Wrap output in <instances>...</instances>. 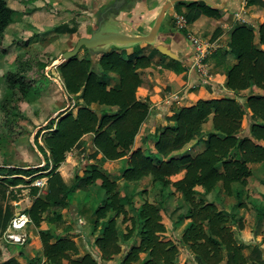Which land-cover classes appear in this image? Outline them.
I'll list each match as a JSON object with an SVG mask.
<instances>
[{"label": "trees", "instance_id": "1", "mask_svg": "<svg viewBox=\"0 0 264 264\" xmlns=\"http://www.w3.org/2000/svg\"><path fill=\"white\" fill-rule=\"evenodd\" d=\"M250 4L257 2L252 0ZM183 7L187 10L184 15L188 24L201 16H221L217 6L205 1L191 0L174 5L179 13ZM15 14L8 0H0V52L6 30L15 22ZM132 45L134 50L130 54L125 50L102 53L96 63L97 71L93 50L85 49L89 57L78 55L61 63L57 71L67 93L77 100V112L67 110L59 114L49 121L44 134H36L35 145L44 156V166L0 165L2 187L31 185L38 178H48L45 198L38 196L39 187L31 186L34 202L28 214L37 228L46 221L45 215L50 209L65 206L76 190L87 191L100 181L105 194L92 218L93 234L103 225L92 245V253L82 255L68 233L40 231L44 260L33 258L29 264H104L122 254L121 243L135 236L139 242L125 251L121 264H251L245 250L252 248V258L261 259L252 261L263 263L258 247L240 243L239 231L230 224L233 220L234 225H240V220L219 209L215 202L209 201L208 195L221 190L232 196L235 184H248L251 166L264 162V22L257 29L239 24L230 35L229 49L238 60L226 72L225 86L230 93L223 98L200 99L166 116L167 124L158 131L155 151L150 153L134 146L152 111L150 98L140 99L137 92L143 84L142 70L152 66L153 56L145 48H138V44ZM167 59V69L177 74L186 71L184 63ZM5 80L10 91L17 90L26 100L33 101L34 95L39 93L23 74L9 73ZM249 89L259 93H252L241 102L239 93ZM93 105L99 110L93 109ZM246 120L248 126L244 128ZM209 121L212 131L205 132L204 125ZM86 135L92 136L94 147L88 158L96 161L86 164L83 175H76L73 185H68L59 169L69 153L86 145ZM194 140H203V149L198 153L184 152ZM99 156L103 162L126 159L127 166L121 175L125 182L151 178L152 184L159 183L164 190L170 188L172 195H180L188 205L187 212L177 217V222L189 221L182 236L188 252L185 263L178 261L180 249L167 236L163 217L165 201H146L138 208L137 215L129 216L126 206L131 200L123 202L115 180L117 176L100 169ZM180 174L183 176L175 180ZM121 216L122 223L129 221L132 226H127L126 233L120 236L118 218ZM55 217L56 222L52 219L50 222L63 223L61 215ZM13 263L9 260L3 264Z\"/></svg>", "mask_w": 264, "mask_h": 264}, {"label": "crops", "instance_id": "2", "mask_svg": "<svg viewBox=\"0 0 264 264\" xmlns=\"http://www.w3.org/2000/svg\"><path fill=\"white\" fill-rule=\"evenodd\" d=\"M92 1L93 0H38L37 2H35V7L36 9H38V14L42 15L40 17L43 18V20L41 19L40 22H36V21H39L40 17L37 18L35 16L36 21H34L33 23L29 21V18H28L27 22H30L31 24L27 23V28L29 27L31 31L25 30L26 28H21V29L17 28L16 31L14 29L13 30L16 34L21 33L25 37L32 38L34 40L32 44H35V42L37 41L40 42L46 39L48 37L47 35H50L54 37L55 39H57L55 43H58L61 40L60 35L57 34L56 32L57 29H53V28L56 25H58L60 22L64 23L63 25L69 23L71 18L69 19L68 16L71 17L72 14H76V12L72 13L73 11H75V9L81 10L79 6L83 4L85 8V5H90ZM115 1L117 0H106V2L105 1L103 2L102 0L103 4L101 5L99 3L97 5V8L94 11L95 14H98L97 12L102 9L103 5H104L103 12H104V10L110 5H112ZM164 1L166 3L169 0L168 1L164 0ZM195 1H205V0H195ZM205 2H207L208 4H211L212 6H217L221 10V16L220 18H210L206 16H201L197 21L191 24V30L195 34L199 33L201 35H205L206 37L203 40L208 41L210 44L214 45V51L206 59L204 76L200 75L199 73L201 72L198 71L196 67L194 66V63L196 60L195 47L191 45L189 41H187L186 38H184L179 33L175 32L171 28L170 24H168V16L172 15V13L174 12L173 10L175 9L174 6L165 15V18L160 28V32L157 36V39H160L162 41L160 42V44L170 47V49L173 52H175L179 57L184 59L183 63L185 64L187 71L183 74H177L173 70L167 69L165 67L166 62H164L163 60L167 58L160 56L159 55L160 53H156L153 56V63L151 67L145 70H142L143 84L139 88L137 92V96L140 99H145L149 97L152 102V109H151L152 111L148 118L149 121L147 120L148 124H146V128L148 131H150L149 130L150 128L155 129L156 127L165 126L166 125V123L164 122L165 117L172 116L175 113L174 108H177V106L179 107V105H182L183 107H187V106H190L191 104H194L200 99L207 100V99H214V98H223L225 95L230 93V91L226 88L225 83L227 80V76H226L227 70L238 62L237 58L230 52V49H229L230 35L232 31L234 30V28L240 23V19L236 16V14L238 12L240 13V11H243V13L247 15L248 12L252 11L250 13L251 14L250 17L252 19L258 18L260 14H264V7L260 5L259 6L253 5L249 7L248 10H246L245 3L244 2L242 3V0H211V1H205ZM152 3L153 2H151L150 0H126V3L123 4L122 7L118 11H114L108 14V15H114L118 18H121V21L123 22L121 29L118 31L104 30L103 26L106 23L107 21L106 20L102 24L101 30L104 32H117L121 34L131 35L128 32V30L130 29V27H134L137 23H140L141 25L148 24V27H150L152 23L155 24L158 14L162 8V7L159 8L158 6H155ZM47 5H51L55 7L54 11L44 13L43 10L45 6ZM60 8L61 9L64 8V10H66L67 13L65 11H61L59 13L60 15L57 16L58 14L57 12L59 11ZM183 9L186 10L185 8ZM20 11L21 13L22 12L29 13V10H26V9L20 10ZM103 12L100 14L101 19H102ZM86 13H88V11L81 10V14L78 13L80 16L76 17V22L79 24L78 30L77 29L75 30L72 25L70 26L71 27L70 30L72 31L70 32L69 30V33L72 34L71 38H68L66 42H64L66 45H68V48H67L68 50H70V48L72 50V47L74 45L76 46L78 40H80L81 38H90V36L88 35V25H86L85 24L86 22L84 21V19L87 16ZM31 14L34 15L36 13L31 12ZM108 15H106V19ZM26 17L28 16L26 15ZM56 17L59 18L58 19L59 21L54 24L55 22L54 19ZM165 21H167V25L165 26V29L162 30L164 27ZM263 22H264V17H263V20L260 21V23H263ZM99 23H98V26H99ZM98 26L94 30H96ZM135 27H137V25ZM51 33H54V34L51 35ZM145 35H140V36H145ZM131 36H138V35H131ZM40 37H43L42 40H40ZM52 37H50L49 39H53ZM195 37H198V36L196 35ZM49 39L47 38V40ZM44 42L47 43V41H44ZM156 45L158 44H155V48H156ZM44 46L47 47V48H44V50L46 51L49 48L48 47L49 45L44 44ZM55 50L57 51V49ZM52 54H53V51H52ZM6 56H9L8 58L9 64L12 66H15L16 71L13 74H23L30 80V76L26 75L25 70L22 71V69H20L21 67L17 68L16 67L17 63H14V65L12 64V60H11L12 55L8 54ZM2 57L0 56V58ZM160 57H163V58H160ZM21 63L23 64V62ZM52 67L56 68L54 66ZM46 73L48 74V70L46 71ZM252 91L253 89L252 90L249 89V90L242 91L241 93H246V96L244 97L245 99L247 96L251 95L252 93H259V91L256 89H255V92H252ZM65 93L67 97H71L72 99V96L67 93L66 89H65ZM180 93H181V101H178L176 97H178ZM239 100H240V94H239ZM65 109L66 108L64 109L60 108L59 111H63ZM206 126L208 128L205 129L204 127L205 132L212 131L211 121L207 123ZM247 126H248V122H247ZM87 138H91L92 140L91 135H86L84 137V140H86ZM195 145H197L196 148H195ZM203 146L201 147V143L199 142V140H194L190 144H188L183 149V151L184 152L188 151L191 153H198L203 149ZM98 159H101V156H99ZM123 161L124 159L112 161V162H105L104 167L108 169L109 165H111L112 163H119V164L122 163L123 164L124 163ZM251 168H252V176L249 178L248 184L246 186L235 184L233 186V191H234L233 195L227 196L228 197L227 205H229V207L223 206L221 208L220 204L222 202L220 199L216 198L215 195L209 194L208 199L211 202H215V204L217 205L219 209H222L226 213L234 216L236 220H240V225L239 224L233 225V229L239 231L238 234L240 237V243L245 244V245L251 244L255 246V248L258 247L260 251H262V260H264V162L259 163V164H253ZM68 169H70L69 162L63 163V165L59 169L64 179H66V176L69 175L70 170ZM114 174H117V173H114ZM182 176L183 174L176 176L177 177L176 180L180 179ZM73 183H74V180L72 181L71 184H68V183L67 184L73 185ZM96 184L98 185V188H99L101 185V182L99 181V183H96ZM134 184L135 183H133V185ZM154 185L158 186L160 184L155 183ZM37 187L39 186L37 185ZM89 188L91 189L92 187H89ZM131 189H132V192L128 199L131 200L132 204L131 202H129L130 203V205L128 203L129 206L137 208V207H140L146 201L150 203H155L152 200H150L151 194L146 196L147 193H145L144 196L139 195L137 197L135 196L137 192L136 193L134 192L135 187L132 186ZM198 189H201V188H198ZM137 191L139 190L137 189ZM81 192L83 191L76 190L75 192L71 194L70 198L68 199V202L72 203L71 204L73 205L72 207H75V206L79 207V205H82L84 203L85 200H81ZM164 193L166 196H165V199L163 200H165V204L169 202L167 205L168 207L173 205L172 202H170V200L172 201L173 199L177 200L178 203L183 205V211L179 212L177 214L178 216L181 213L187 212L188 205L182 200L180 195L178 194L172 195V190L170 188H168L166 192ZM168 193L171 196H169ZM95 196H96V199H94V202L96 201V203L99 204L102 200V198L100 197L102 196V193L97 192ZM144 197L145 199L142 200V198ZM42 198H45V197L42 196ZM33 202H34V199L32 203L27 207V210L24 212H28V210L32 207ZM132 210H129L131 213V216H133V214L135 213V210L133 211ZM60 213L63 214L62 211ZM79 214L80 212L77 210H76V213L72 212L71 216L73 220H74V216L76 215L78 218H81L80 220L82 222L87 223V221L82 220V217ZM63 215L64 216H63L62 224L56 225L55 223L49 222L50 223L49 227L51 229H54L53 232H58L60 234H65V233L70 234L71 238H73L78 243L79 246H80L79 238L81 236L79 237L78 234L82 233V236L85 238L87 242L86 248L89 249V245L90 246L93 245L95 238L97 237L95 236V233L93 236V233L91 231L92 228L88 227L90 229L89 234H88V232H85V228H83L81 224L75 223V225L73 226V221L71 219H68L65 213ZM45 222H43L42 223L43 225H41L39 228H37L33 224H29L30 230L28 233L30 235H29L28 243L25 246L19 245V244H12V245H9V247L0 246V249H1L0 264H3L9 260H12L16 264H28L27 263L28 259L30 257H34L35 252L38 253L39 256L41 257L42 256V244L38 236V232L47 231L48 226ZM164 223L167 228V236L171 238V232H172L176 236L177 238L176 243L179 246V244H181L180 242L182 241V236L184 234L185 229L187 228L189 224V221L186 219H182L181 221L177 222V218H176L175 223L173 220L168 221L167 223L164 221ZM121 224H122L121 227L120 226L118 227V232L120 236L126 233V228L128 225H130V222L127 221ZM75 226H77L78 228L77 230ZM238 226L239 228L240 226L242 227L240 229H237ZM32 227L34 228V230ZM135 242H139V238L137 236H135L130 241L122 242L121 244L123 248V253L120 255L114 256V258L111 261L105 262L104 264H121L123 261V256H124L125 251L129 249L127 247L129 245H132ZM186 248L187 247L184 244L183 246L179 247L180 253H179L178 261L180 263H185L188 260V252L187 250H185ZM142 258L144 259L145 255H142ZM15 259L17 262H15Z\"/></svg>", "mask_w": 264, "mask_h": 264}, {"label": "rangeland", "instance_id": "3", "mask_svg": "<svg viewBox=\"0 0 264 264\" xmlns=\"http://www.w3.org/2000/svg\"><path fill=\"white\" fill-rule=\"evenodd\" d=\"M37 1L38 0H8L9 6L16 11L15 22L14 24L10 25L7 28L5 37L1 45L2 46L1 50L2 51L6 50V52L5 53L2 51L0 52L1 53L0 56L1 57L3 56L2 58H0V165H5L8 167L19 166V167L25 168V167L44 166V156L38 151L35 145L36 134L38 132H42V134H44L46 130H43V129L47 126V124L49 123L51 119L56 118L59 114L67 110H72L74 113L77 112L78 106L77 105L75 106V103L77 102V100L75 98L70 99L71 97H67L65 93V88L63 85L64 84L63 80L59 72L57 71V67L60 65L59 59L63 53L71 50V48L70 50L67 49L68 45H66L64 42H66L68 38H71L72 34L69 33V30L71 29L70 27L71 25L73 26L75 30L76 29L78 30L79 24L76 22V17L80 16L79 14H81V10L88 11V13H86L87 16L84 19V21L86 22L85 24L88 25V35L91 36L92 31L98 26V23L101 21L100 14L103 12L104 5L102 6V9L97 12L98 14H95L94 11L97 8V5L99 3L102 5L104 1L106 2V0H103V2L102 0H93L90 5H85V8H84V5L82 4L81 6H79L81 10L75 9V11L72 12V13L76 12L77 15L72 14L71 17L68 16L69 19L71 18L69 23L65 25H63L64 23L62 22H60L59 24L57 23L58 25H56L53 29H57L56 32L58 35H60V39H61L60 42L55 43L57 39H55L54 37L50 35H47L48 39L50 37H52L53 39L47 40L46 38L42 40L43 37H40V40L42 41L40 42L37 41L35 42V44H32L34 42L32 38L25 37L21 33L16 34L14 30L16 31L17 28L19 29L26 28L25 30L31 31L29 27L27 28V23L31 24L30 22H27L28 18H29V21L34 23V21H36L35 16L37 18L42 16L38 14V9H36L35 7V2ZM150 1L153 2L152 4H154L155 6H158L159 8L162 7V5L165 3L164 0H150ZM205 1H211V0H205ZM251 1L252 0H242V3L243 2L245 3L246 10H248L249 7L254 5V4L253 5L250 4ZM255 2H257V4L255 5H258V6L261 3L264 4V0H255ZM54 8L55 7L51 5H47L45 6L43 11L44 13L50 12V11L53 12ZM183 8H181L182 13H179L177 12L176 9H173L174 12L172 13V15L168 16V24H170L171 28L175 32L182 35L184 38L187 39V41H189L191 45L194 46L192 38L205 39L206 36L201 35L199 33L195 34L191 30V24H188V28H183L175 23L176 16L186 14L187 10H184ZM24 9L29 10V13H23V12L21 13L20 10H24ZM61 11H65L67 13V11L64 10V8L63 9L60 8L59 11L57 12L58 13L57 16L60 15L59 13ZM31 12L32 13L34 12L36 14L33 15L31 14ZM240 12H241L240 15L243 16V18L245 17L246 22H242V20H240L239 24H246L255 29H257V27L261 24L260 21L263 20V17H264V14H260L258 18L252 19L250 17L251 16L250 13L252 11L248 12L247 15H245L243 11H240ZM26 15L28 17H26ZM41 19L43 20V18L40 17L39 21H36V22H40ZM58 19L59 18L57 17L54 19L55 20L54 24L59 21ZM106 20L107 21L103 26L104 30L118 31L121 29L122 23H123L121 21V18H118L114 15H108ZM153 24L154 23H152L151 26L148 27V24L141 25L140 23H137L136 24L137 27H135L136 25L134 26L135 28L130 27L128 32L131 35H138V36L145 35L150 32L152 26H154ZM166 25H167V21H165L164 27L162 30L165 29ZM53 34L54 33H51V35ZM196 35L198 37H195ZM44 41H47V43ZM160 42L162 41L160 39H157L154 44L142 43V44H138L137 46H139L138 48L140 47L145 48L148 54H150L151 56H154L156 54L155 44H160ZM44 44L49 45L48 46L49 48L46 51L44 50V48H47V47L44 46ZM55 49H57V51ZM51 50L53 51L54 55L52 54ZM111 50H118V51L125 50L127 53H132L134 50V45L111 44V45H107V46L94 49L93 51L96 52L94 63L96 64L98 62L102 53L109 52ZM8 54L12 55V59L10 58L12 60V64L14 65V63H17L16 65L17 68L21 67L20 69H22V71L25 70L26 75L30 76V81L32 82L33 86L39 89V93L35 94L34 97L32 98L33 101H29V99L28 100L24 99L17 90L10 91L8 89V84L6 83L5 76L9 73H15L16 71L15 66L10 65L8 62L9 56H6ZM159 55L163 56L161 54ZM79 57L80 58L89 57L87 52L85 51V48H83L80 51ZM163 57L167 58L165 56ZM163 57H160V58H163ZM163 60L167 64L169 63V60L167 59H163ZM21 62H23V64ZM52 66L56 68H53ZM98 68L99 66L96 64L94 69L97 71ZM47 70H48V74L46 73ZM199 74L204 76V73H199ZM252 92H255V89H253ZM239 94H240V101L244 103L245 102L244 97L246 96V93H239ZM176 99L178 101H181V93L178 97H176ZM182 107H183L182 105H179V107L177 106V108H174L175 109L174 111H177L178 109ZM60 108L62 109L66 108L67 110L65 109L63 111H59ZM92 108L95 110H99V107L97 105L92 106ZM148 121L145 123V125L142 126V129L140 130V134L136 138V142L134 146V148L141 147L146 153L155 151L154 144L156 142L157 133L163 127V126L156 127L155 129L150 128L149 129L150 131H148L146 128V124H148ZM164 122L167 124L166 121ZM247 122L248 121H246V123L244 122V128H246ZM206 124L204 125L205 129L208 128L207 127L208 125L206 126ZM39 141L42 142L41 138H39ZM85 142H86V145H83L79 148L74 149L73 152L69 153L67 156L66 162L67 163L69 162L70 169L68 170L70 171H69V175H67L66 179L64 180L68 184L72 183V181L74 180L73 178L77 174H79L80 176L83 175V171H84L86 164L93 163L94 161H96L95 159L88 158V156L94 152V147L92 145L91 138H87ZM199 142L201 143V147H202L204 145L203 140H199ZM196 146L197 145H195V148ZM97 162L100 166V169L103 172H107L108 175L111 174V176L113 177L114 175L117 176L115 180L117 181L118 190L120 191V194L123 197L124 203L127 200H129L128 198L132 192V189H131L132 186L135 187L134 192L135 193L137 192V194H135V196L137 197L139 195L144 196V194L147 193L146 196L151 194L150 200H152L155 203L156 201L165 199L166 195L163 192H166L167 189L164 190L161 185L155 186L154 184H152L151 178H145L139 182H125L123 179H121L122 172L127 166L126 159H124L123 164L122 163L121 164L112 163L111 165H109L108 169L104 167L105 162L101 161L100 159H98ZM112 172L113 174L114 173H117V174L113 175ZM176 178L177 177L175 176L174 179L176 180ZM26 179L29 180L30 177ZM47 180H48L47 177H43V178L36 179L34 183H32L31 185H20L18 187L0 186V246L9 247V245H12L8 243L4 238H5L6 231L9 227L8 225L10 224V221L14 217L21 215V214H25L30 219L28 212H24V211L27 210V207L33 201V198L30 195L31 186L38 185L40 188L38 196L45 197L46 193L48 192V188H49L47 184ZM133 183L135 184L133 185ZM90 187L92 188L91 189L88 188L87 191L81 192V200H85V201L82 205H79V207H76V206L72 207L73 206L71 205L72 203L68 202L65 206L54 207L46 213L45 223L48 226L47 231L49 232L54 231V229H51L49 227L50 220L52 219L56 222V217H55L56 215H61L63 219V216H64L63 214L65 213L66 217L73 221V226L75 225V223L81 224L83 228H85V232H88L89 234V230H90L89 228H92V218H93L94 211L100 205V203L97 204L96 201L94 202V199H96L95 195L97 194V192L102 193V196H100L102 200L104 199V195H105L104 191H102V189L100 188L101 186L99 187L100 189L98 188L97 184L90 186ZM137 189L139 191H137ZM212 195H215L216 198L221 200L222 202L220 204L221 208L223 206L229 207V205H227L228 197L223 191L218 190L212 193ZM169 196L171 195L169 194ZM144 199L145 197L142 198V200ZM170 202H172L173 205L168 207L167 205L169 202H167L165 204V209L163 212L164 221L166 223L171 220L175 222L176 218L178 217L177 214L183 211V205L178 203L177 200L173 199L172 201L170 200ZM129 205L127 204L126 206V208L128 209L129 216H131V213L129 210H132V209L135 210V213L133 214V216L137 215L138 208L140 207L134 208ZM76 210L80 212L79 215L82 217V220L87 221V223L82 222L80 220L81 218H78L76 215L74 216V220H73L71 215H72V212L76 213ZM61 211L63 212V214L60 213ZM112 215L113 213L110 214V216ZM122 220H123V216L118 218V227L119 226L121 227ZM29 224H33V223L29 222L24 227V231L28 235L27 242L25 244H22L24 246L28 243V239L30 235L28 233L30 230ZM230 224L234 225L233 220H230ZM128 226H132L131 222H130V225ZM102 227L103 225H101V227L95 233V236H98L100 234ZM75 228L76 230L78 229L77 226H75ZM38 236H39V232H38ZM78 236L79 237L81 236L79 238L81 247L78 245L81 254L83 255L85 253H92V245L91 246L89 245V249H87L86 248L87 242L85 238L82 236V233L78 234ZM171 239L174 240L175 242L177 241L176 236L172 232H171ZM180 243L181 244H179L178 247L183 246V242L181 241ZM130 246L131 245H129L127 248H129ZM0 252H1V249H0ZM253 254L254 253L252 249L245 250V255L248 257V259H250L251 261L250 263L257 264V262H254L252 260L260 261L261 259L252 258ZM33 258L44 260L43 252H42L41 257L39 256L38 253L35 252V256L30 257L27 263L29 264L30 259H33ZM15 262H17L16 259H15ZM261 264H264V261Z\"/></svg>", "mask_w": 264, "mask_h": 264}, {"label": "water", "instance_id": "4", "mask_svg": "<svg viewBox=\"0 0 264 264\" xmlns=\"http://www.w3.org/2000/svg\"><path fill=\"white\" fill-rule=\"evenodd\" d=\"M188 1L191 0H169L162 6L158 14V17L156 19V22L149 34L145 36H131L117 32H104L101 30L102 24L106 21V15L114 11H118L122 7V5L126 3V0H117L104 10L99 26L96 30L92 32L90 38H81L80 40H78L76 46L72 50L62 54V56L59 59V63L61 64L71 60L72 58H75L76 56H78L79 52L83 48L88 50H94L99 47L107 46L111 44H116V45H132V44H141V43L154 44L160 32V28L162 26L166 13L177 3H183ZM156 49L160 54H162L165 57H168L172 60L181 63L184 62L183 58L179 57L175 52H173L170 49V47L166 45L158 44L156 45Z\"/></svg>", "mask_w": 264, "mask_h": 264}, {"label": "built area", "instance_id": "5", "mask_svg": "<svg viewBox=\"0 0 264 264\" xmlns=\"http://www.w3.org/2000/svg\"><path fill=\"white\" fill-rule=\"evenodd\" d=\"M237 13L236 16L246 22L245 18ZM175 23L183 28H188V21L185 15H179L175 17ZM195 47L196 60L194 66L201 73L205 72V63L208 56L214 51V45L203 39L192 38ZM31 222L29 217L25 214L14 217L9 224V227L5 234V240L10 244H25L27 242L28 235L24 231V227Z\"/></svg>", "mask_w": 264, "mask_h": 264}]
</instances>
